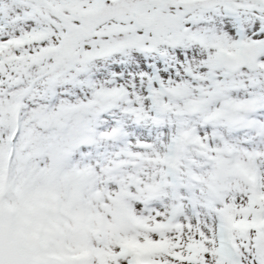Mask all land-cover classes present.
I'll use <instances>...</instances> for the list:
<instances>
[{"label": "snow or ice", "instance_id": "snow-or-ice-1", "mask_svg": "<svg viewBox=\"0 0 264 264\" xmlns=\"http://www.w3.org/2000/svg\"><path fill=\"white\" fill-rule=\"evenodd\" d=\"M0 264H264V0H0Z\"/></svg>", "mask_w": 264, "mask_h": 264}]
</instances>
